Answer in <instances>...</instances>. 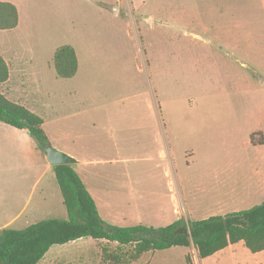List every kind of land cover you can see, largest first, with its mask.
<instances>
[{"label": "rangeland", "instance_id": "374dc122", "mask_svg": "<svg viewBox=\"0 0 264 264\" xmlns=\"http://www.w3.org/2000/svg\"><path fill=\"white\" fill-rule=\"evenodd\" d=\"M4 1L20 24L0 30V49L31 58L39 88L30 82L25 99L49 143L98 160L72 166L104 221L164 226L264 202V0ZM64 44L78 59L67 79L53 68ZM20 193L12 227L67 218L54 172ZM103 245L115 246L54 244L37 264H103ZM243 246L216 264H264V250ZM170 250L158 258L186 264V250L199 261L192 245Z\"/></svg>", "mask_w": 264, "mask_h": 264}, {"label": "trees", "instance_id": "16d2710c", "mask_svg": "<svg viewBox=\"0 0 264 264\" xmlns=\"http://www.w3.org/2000/svg\"><path fill=\"white\" fill-rule=\"evenodd\" d=\"M17 24L16 6L9 1H0V29H11ZM53 68L58 77H73L78 68L74 47L69 44L58 46L53 53ZM8 75L7 62L0 54V83L6 81ZM0 121L16 128H26L43 150L49 143L42 127L43 118L24 105L9 100L1 91ZM53 169L67 218H45L23 228L1 229L0 264H37L50 246L82 237L115 244L114 249L101 247L103 264H129L147 251L173 246L192 245L199 258L239 241L251 252L264 250V202L225 215L188 222L178 219L164 226L117 225L102 219L94 198L72 165H54ZM185 259L192 264L189 253Z\"/></svg>", "mask_w": 264, "mask_h": 264}, {"label": "crops", "instance_id": "0c3cea01", "mask_svg": "<svg viewBox=\"0 0 264 264\" xmlns=\"http://www.w3.org/2000/svg\"><path fill=\"white\" fill-rule=\"evenodd\" d=\"M12 3L16 6L18 11V24L15 27L17 28L20 24L19 8L16 2ZM205 36L206 35H203V33L199 32L192 33L193 39L201 42H204L205 39H207L204 38ZM207 40L209 42V39ZM233 46L238 48L235 44ZM23 51L24 50L14 53V55L11 56L7 55L4 49H0V54L7 62L9 69L7 80L0 83V91L9 100L24 105L29 110L31 108L32 111L35 109H33L28 100L25 99L27 97H25V94L27 93L25 87L28 86L30 82L31 84H34V86H37V89L39 86L38 81H35L33 71L31 70V58ZM37 99L39 98L37 97ZM68 152L69 154L76 156V153L71 151ZM76 158L78 161L74 164H78L80 166L94 165L98 163V160L88 159L82 155H77ZM0 172H2L4 175L0 177V220H3L0 223L1 230L3 228L9 227L14 228L12 225L18 221V219L22 218V215L25 213V199L24 197H21L22 195L20 193V189L24 185L28 184L29 189L35 192L41 180L47 175V173L54 172V169L46 159L45 152L40 148L26 128H16L0 121ZM5 176L7 180H13V182L10 184L6 183L4 179ZM82 180L84 182V179ZM15 198H17V200H15ZM15 203L18 205L14 206ZM14 207L16 209L13 212L8 213ZM31 211L36 212L37 208L33 207L31 208ZM239 243L244 245L242 241L229 244L225 248L215 252L210 256L204 258H199L197 256L199 261L192 259V264H216V261L218 263V259L222 260L226 256H234L236 255V248H239ZM174 247L175 246L164 250L147 251L143 253L137 260L129 264H174L172 261L161 260L158 258H170L171 252L169 251H171L170 249ZM157 253L166 254L157 256ZM186 253V250H184L182 254L184 259ZM186 264L188 263L186 262Z\"/></svg>", "mask_w": 264, "mask_h": 264}, {"label": "water", "instance_id": "95a60500", "mask_svg": "<svg viewBox=\"0 0 264 264\" xmlns=\"http://www.w3.org/2000/svg\"><path fill=\"white\" fill-rule=\"evenodd\" d=\"M44 152L46 159L53 166L61 164L72 165L78 161L74 156L58 149L50 143L44 147Z\"/></svg>", "mask_w": 264, "mask_h": 264}]
</instances>
